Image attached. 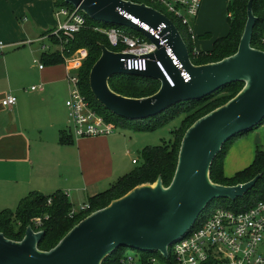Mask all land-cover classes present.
<instances>
[{
	"label": "water",
	"instance_id": "1",
	"mask_svg": "<svg viewBox=\"0 0 264 264\" xmlns=\"http://www.w3.org/2000/svg\"><path fill=\"white\" fill-rule=\"evenodd\" d=\"M88 17L107 24L128 26L145 34L156 47L146 56L147 70L129 69L123 58L131 54L102 45V53L90 71L95 98L115 115L131 120L147 119L177 103L208 96L225 85L243 82L230 100L196 120L185 132L175 174L169 185L159 177L135 186L107 206L88 214L51 249L39 242L44 230L31 225L21 240L0 232V264H103L120 247L157 251L169 257V246L183 236L214 200L242 198L261 174L235 185L215 183L211 166L224 144L264 120V50L252 46L258 17L253 0L237 51L219 61L195 64L177 25L159 10L132 0H65ZM130 16L160 32L176 58L160 46V39ZM160 61L170 80L157 64ZM116 75L151 78L159 90L147 97H128L115 92L110 81ZM187 77H186V76ZM255 142H261L259 133Z\"/></svg>",
	"mask_w": 264,
	"mask_h": 264
},
{
	"label": "crops",
	"instance_id": "2",
	"mask_svg": "<svg viewBox=\"0 0 264 264\" xmlns=\"http://www.w3.org/2000/svg\"><path fill=\"white\" fill-rule=\"evenodd\" d=\"M57 9L55 0H0V40L6 43L0 50V211L17 210L31 193L62 191L75 207L89 202L141 163H130L129 156L150 146L116 131L73 134L66 100L68 75L75 68L65 60H43L57 50L63 57L59 40L48 37L58 25ZM9 94L17 102L5 106ZM252 138L247 134L245 140Z\"/></svg>",
	"mask_w": 264,
	"mask_h": 264
},
{
	"label": "trees",
	"instance_id": "3",
	"mask_svg": "<svg viewBox=\"0 0 264 264\" xmlns=\"http://www.w3.org/2000/svg\"><path fill=\"white\" fill-rule=\"evenodd\" d=\"M248 2L249 0L230 1L228 16L230 13L231 16H229L228 33L217 38L210 50H200L199 53H195L194 47H196V42L192 41L190 36L185 37L193 63L199 65L219 61L237 51L247 21ZM55 3L58 8L71 6V4L66 3L65 0H55ZM253 10L258 20L253 32L252 46L264 50V46L261 44V38L264 35V0H253ZM86 18V25L76 34L75 39L67 43L65 42L66 48L69 54L81 47L88 49V56L84 60L83 66L78 71L81 78L82 93L92 106L95 105V107H93L100 114L105 116L108 121L113 122V115L115 114L110 111L108 113H102L103 111L98 108L99 105L102 108L104 106L100 104L92 93L90 88V71L101 56L102 45L115 51H119L121 47H112L107 35L99 31V28H106L110 26L109 24L92 19L87 15ZM50 38L54 40L55 43L57 42L54 37L50 36ZM43 60L46 63L55 64L63 62L64 58L61 57L57 50L53 54H44ZM113 79L110 81L112 89L128 97H147L156 93L160 88V82L151 78H133L129 75H120L116 80ZM243 86V82H233L203 98L177 103L155 116L150 117L153 119L147 118L134 121V124L131 126L136 131H149L157 129L177 116L183 117L182 124L173 131V137L170 141H164L162 145L158 146L145 147L141 152V163L131 172L118 178L107 190L92 197L89 200L91 208L86 212L76 213L71 216L70 210L73 205L65 192L58 191L50 195L31 193L21 200L17 210L0 211V232H3L8 238L21 240L26 232V228L31 225L35 230L45 231L44 236L39 242V247L42 250H49L53 248L74 225L84 219L88 214L107 206L113 199L123 196L135 186L149 182L153 183L159 177L162 178L166 186L169 185L176 171L181 142L187 129L196 120L233 98ZM92 97L95 100V104ZM263 122L264 120L258 126L239 135H245L249 131L256 130ZM239 135L230 138L224 144L222 151L214 159L210 170L213 182L224 185L244 183L253 179L256 175L261 174L255 186L250 189L244 197L238 198L235 201L231 200L233 205L225 206L234 211L247 210L258 201L264 200V150L258 149L253 162L246 168L236 172L233 176L229 177L225 175L224 155L229 145H231L233 140ZM61 141L65 142L64 137L61 138ZM49 200H51L50 203ZM219 206L223 205H218L216 207ZM209 214L210 211L206 212V210H204L199 218H205ZM45 216H48V218L46 219ZM37 217L44 218L40 228H37L35 225V219ZM124 248V246L118 247L103 264H123V260L130 257L139 264H146L150 257H157L155 255L156 253L160 258L164 259L166 264H176L172 254H170L169 259H165V257L157 251L135 249L134 252H126Z\"/></svg>",
	"mask_w": 264,
	"mask_h": 264
},
{
	"label": "built area",
	"instance_id": "4",
	"mask_svg": "<svg viewBox=\"0 0 264 264\" xmlns=\"http://www.w3.org/2000/svg\"><path fill=\"white\" fill-rule=\"evenodd\" d=\"M153 7L169 17L180 30L182 37L190 36L196 42V34L193 22L198 17L203 0H132ZM55 15L58 25L48 35L59 40V50L67 63H71L77 69L88 56V49L78 48L73 53H68L66 43L75 39L86 25V14L79 8L71 5L57 9ZM231 16V13L229 14ZM132 22L143 26L153 35L160 39L159 45L167 47L168 52L176 62L171 49L160 36V32L166 26L161 23L157 29L150 26L135 16H130ZM107 35L112 47H121L120 52L131 54L129 58H123L129 69L139 71L147 70L146 57L155 47L145 34L135 30L126 31L118 26L99 28ZM66 42V43H65ZM264 46V35L261 38ZM6 43L0 40V50H3ZM194 47V52L199 53ZM38 62V61H37ZM177 63V62H176ZM158 66L170 80V77L160 61ZM40 68L44 64H39ZM186 76V75H185ZM187 77V76H186ZM69 97L66 100L68 110V123L71 131L76 137H99L111 135L116 130V125L108 121L100 114L82 93L81 78L79 73L72 72L68 75ZM36 89V86L32 87ZM17 102L13 94H9L2 100L3 105L12 106ZM133 159V163H137ZM51 200H49V203ZM91 208L89 202L73 206L70 215L86 212ZM206 210V209H205ZM200 217V216H199ZM194 225L176 242L172 249L169 246V256L172 254L176 264H264V200L258 201L252 207L244 211H234L225 206H219L210 210L205 218H199ZM47 219L48 216H45ZM43 217L35 219V225L40 228L43 224ZM165 259H169L165 258ZM123 264H139L132 257L123 260ZM146 264H162L158 257H150ZM164 264H166L164 262Z\"/></svg>",
	"mask_w": 264,
	"mask_h": 264
},
{
	"label": "rangeland",
	"instance_id": "5",
	"mask_svg": "<svg viewBox=\"0 0 264 264\" xmlns=\"http://www.w3.org/2000/svg\"><path fill=\"white\" fill-rule=\"evenodd\" d=\"M231 0H203L202 8L200 11L199 20L193 22L194 28H196V47L200 50H210L205 49L206 46H212L214 45V41L219 38L220 36H224L228 33L229 30V3ZM56 12V11H55ZM56 19V15H55ZM57 20V19H56ZM110 26H118L120 28L125 29L129 32H135L134 29L118 25V24H110ZM109 27V26H107ZM106 27V28H107ZM55 29V28H54ZM97 29V28H96ZM206 29V30H204ZM204 30V31H203ZM100 31V30H99ZM138 33V32H135ZM50 35V34H48ZM84 61L80 63L78 69L77 66L75 68V71H79V69L83 66ZM120 75H116L113 80H116L117 77ZM127 76V75H123ZM133 78H141L137 76H131ZM92 100L95 104V100L92 97ZM95 107V105H93ZM103 112L102 113H108L109 110L106 108H102L100 105L98 106ZM113 122L116 125V133H122L128 137L129 141L132 139L134 141L143 140L144 146L150 145V146H158L162 145L164 141H170V139L173 137V131L178 128L182 124V116H177L164 125L158 127L155 130H149V131H136L131 125L134 124L133 122L136 120H129L127 118L119 117L117 115H113ZM153 119V118H150ZM140 120V119H139ZM263 127L262 129H260ZM253 138L250 142L245 140V137L247 134H252ZM259 133L261 142L256 143L255 137L256 134ZM247 134L239 135L237 136L231 145H229L226 154L224 155V172L226 176H233L236 172L246 168L249 166L256 155V152L258 149L264 150V122L257 128L256 130L249 131ZM133 136V138H131ZM131 138V139H130ZM133 141V142H134ZM142 151V150H141ZM140 151V152H141ZM133 158L139 159V162L142 161V155L140 153H134L131 156H129V161L132 163ZM139 164H133L132 168L135 169ZM218 205L223 206H231L233 205L232 201L230 199H218L212 201L206 208V212L214 209ZM176 246V243L172 245V249H174ZM126 252H134L135 249L131 247H125L124 248ZM160 261H162V264H164V259L160 258L157 253L155 254Z\"/></svg>",
	"mask_w": 264,
	"mask_h": 264
},
{
	"label": "bare ground",
	"instance_id": "6",
	"mask_svg": "<svg viewBox=\"0 0 264 264\" xmlns=\"http://www.w3.org/2000/svg\"><path fill=\"white\" fill-rule=\"evenodd\" d=\"M110 25V24H109Z\"/></svg>",
	"mask_w": 264,
	"mask_h": 264
}]
</instances>
